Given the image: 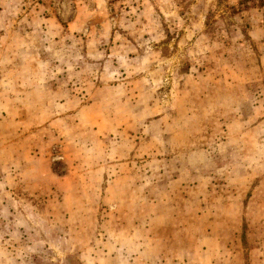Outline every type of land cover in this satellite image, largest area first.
Here are the masks:
<instances>
[{"label":"rangeland","instance_id":"rangeland-1","mask_svg":"<svg viewBox=\"0 0 264 264\" xmlns=\"http://www.w3.org/2000/svg\"><path fill=\"white\" fill-rule=\"evenodd\" d=\"M0 264H264V0H0Z\"/></svg>","mask_w":264,"mask_h":264}]
</instances>
